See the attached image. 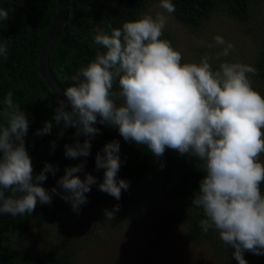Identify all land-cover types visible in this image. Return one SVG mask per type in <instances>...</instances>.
<instances>
[{
	"label": "clouds",
	"instance_id": "9594fccd",
	"mask_svg": "<svg viewBox=\"0 0 264 264\" xmlns=\"http://www.w3.org/2000/svg\"><path fill=\"white\" fill-rule=\"evenodd\" d=\"M159 8L175 12L171 0H160ZM0 8V21L8 20ZM167 25L163 12L125 21L111 34H97L95 59L71 77L72 86L63 89L66 99H57L53 120L65 129H76L83 143L65 144L70 159L88 157L91 139L100 134L97 123L118 130L126 142L145 146L156 158L165 150L201 162L204 177L191 203L201 209L206 233L214 228L219 239L234 249L238 264H247L245 252L264 255V96L252 87L248 74L255 67L239 62H222L214 70L209 57L199 63H182V54L171 42L161 39ZM217 45H225L215 36ZM233 46L227 44L218 54L227 56ZM8 44L0 43V56L6 58ZM68 79V77H64ZM114 84L118 91H113ZM117 100L121 101L119 104ZM0 110V214L13 217L32 214L37 204H51L53 196L69 203L74 212L87 201L86 193L97 185V178L85 173L86 161L66 167L57 187H42L47 173L58 169L47 162L34 173L26 148L30 121L9 91ZM70 106V111L66 108ZM99 118V119H98ZM53 124L46 122L35 135L51 134ZM53 150L55 143L53 142ZM120 143H106L95 156L96 169H104L98 190L116 200L129 182L117 179L121 167ZM164 165L161 164V168ZM115 205L114 211H119ZM113 212L106 211L109 218Z\"/></svg>",
	"mask_w": 264,
	"mask_h": 264
},
{
	"label": "trees",
	"instance_id": "16d2710c",
	"mask_svg": "<svg viewBox=\"0 0 264 264\" xmlns=\"http://www.w3.org/2000/svg\"><path fill=\"white\" fill-rule=\"evenodd\" d=\"M157 2L160 0H67L68 14L48 57L49 70L62 89L74 84L71 77L76 75L81 67L87 66L95 59L97 50L103 51L101 46L94 43L97 34L110 35L112 29L122 27L125 21L139 19L149 5ZM171 2L176 9L172 13L173 18L191 32L197 31L204 20L215 11L224 13L238 23H245L249 19L247 0H171ZM0 8L9 13L8 20L0 21V43L8 44L6 58L0 56V110L3 109L2 102L5 96L11 91L13 103L19 104L20 109L26 113L30 121L29 126L54 123V109L57 105L38 73L36 57L41 41L55 18L56 2L0 0ZM257 25L258 23L252 30L245 27L252 36V41H256L259 33L263 31L262 26ZM262 25L264 26L263 23ZM161 39H167L172 44V39L166 32ZM222 62L225 61L219 57L218 62L212 65L213 69H218ZM243 64L251 65L257 70L256 75H248L252 80V87L264 96V42L257 45L252 61ZM113 91H118L116 84ZM0 122H3L2 118ZM94 127L100 129V134L91 139L92 146L88 157L70 159L64 155L65 144L73 145L77 141L83 143L87 138L83 135L76 136L75 128H63L52 136L25 139L36 174L40 173L45 162L58 169L55 176L51 173L46 174L47 180L42 183V187L49 190L56 187V182L64 175L66 167L76 166L84 161L85 169L77 175L83 180L85 173H88L97 178V185L102 183L104 169H96L95 156L106 143L115 140L120 143L121 160L117 179L126 180L140 191L157 188L164 192L165 198L174 202L170 212L156 210L151 213L141 212V216L133 214L134 216L129 217L126 208L131 206L132 201L124 190L121 199L116 200L99 191L95 185L94 189L104 200L111 201L114 206L120 205L119 211L113 212L114 207H110L109 212H113L111 217L113 224L126 214V221L132 228L148 224L146 231L150 226L159 237H164L180 216L185 213L189 216L188 210H195L198 215L203 214L201 209L191 203L193 194L199 188V181L204 177L200 170L201 162L195 157L181 156L176 151L166 149L163 157L156 158L145 146L124 141L117 129L99 123ZM46 142H49V147L44 146ZM161 164L164 165L163 168ZM261 192L264 194L263 184ZM65 213L75 214L69 203L58 196H53L51 204L38 203L32 214L11 216L1 221L0 264H71L73 252L65 247L74 235L72 230L77 229V226L74 221L65 218ZM83 215L80 214L79 218ZM47 221L64 231L58 244L62 251L54 255L27 254L13 245L14 236L20 237L29 232L32 224L39 228ZM192 235L196 239L200 238L196 223L192 227ZM243 258L249 264H264V255L257 256L245 252Z\"/></svg>",
	"mask_w": 264,
	"mask_h": 264
},
{
	"label": "rangeland",
	"instance_id": "374dc122",
	"mask_svg": "<svg viewBox=\"0 0 264 264\" xmlns=\"http://www.w3.org/2000/svg\"><path fill=\"white\" fill-rule=\"evenodd\" d=\"M247 1V22L238 23L224 13L215 11L195 32L183 27L172 14L159 8L160 2L149 5L141 16L149 14L155 17L158 12L167 16L164 32L171 37L173 48L181 52L182 63H199L202 57L208 56L209 63L216 64L218 54L224 51L227 44L233 47L227 56L219 57L229 63H247L252 61L257 45L264 42V0ZM256 23L257 26H262L263 31L259 33L256 41H252V36L245 27L252 30ZM215 36L223 37L225 45H217ZM120 102L117 100L118 104ZM44 146L49 147V142ZM263 154L260 156L262 163ZM262 184L264 186V183ZM94 186L85 194L88 202L80 206L79 213H65V218L74 221L77 226V229L72 230L74 235L65 247L73 252L71 264H238L232 256L234 249L219 239V234L214 228H210L206 233L203 231L201 221L205 217L203 214L198 215L195 210H188L189 216L186 213L180 216L164 237H159L150 226L146 231L148 224L132 228L126 221L127 216H141V212L151 213L156 210L171 211L174 201L165 198L164 192L157 188L140 191L129 183L125 193L132 201L131 206L126 208L127 216L123 214L116 224H113L105 213L109 212L114 204L104 200ZM56 187L58 191L63 192ZM80 214L84 215L79 218ZM195 223L199 229V239L192 237V227ZM63 232L50 221L39 228L32 224L29 232L20 237H13V245L22 253L54 255L63 250L58 245Z\"/></svg>",
	"mask_w": 264,
	"mask_h": 264
},
{
	"label": "water",
	"instance_id": "95a60500",
	"mask_svg": "<svg viewBox=\"0 0 264 264\" xmlns=\"http://www.w3.org/2000/svg\"><path fill=\"white\" fill-rule=\"evenodd\" d=\"M55 2L57 5V12L53 22L46 31L39 46L36 57V66L40 77L43 79L46 87L48 88L49 92L56 101L57 99H66V98L62 95L63 92L62 87L58 84V82L56 81V79L53 77L52 73L49 70L48 57L54 45L56 37L59 33V30L67 17L68 3L67 0H55ZM66 110L70 111L69 107H67ZM52 124L53 126L51 129V134H44L40 136L35 135V133L37 132V130L42 129L43 126H29L25 139L52 136L59 133L64 128L63 123L57 125L55 124L54 121V123ZM34 173L36 174L35 167H34ZM11 216H12L11 214H0V222L6 220Z\"/></svg>",
	"mask_w": 264,
	"mask_h": 264
}]
</instances>
